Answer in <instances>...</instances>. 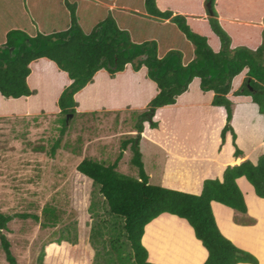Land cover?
Here are the masks:
<instances>
[{
    "label": "trees",
    "instance_id": "16d2710c",
    "mask_svg": "<svg viewBox=\"0 0 264 264\" xmlns=\"http://www.w3.org/2000/svg\"><path fill=\"white\" fill-rule=\"evenodd\" d=\"M23 1L27 16L19 15L13 22L6 17L0 18V36L5 32V40L0 41V100L39 93L38 88H32L29 82L31 64L41 58L54 61L61 71L67 73L71 83L61 90L57 98L58 88L47 99L42 98L40 102L46 106L35 115L28 116L37 119L42 114L58 115V128L63 136L70 127L71 116L123 112L80 109L81 98L77 95L95 82L98 72L106 71L115 78L128 68L135 72L145 69V76L158 88V93L146 108L131 110L139 112L140 119L136 124L139 134L122 142V151L114 161L87 155L76 166L80 173L92 179L103 196L102 202L113 219L112 229L117 230L110 241V248L105 252L98 249L95 264H156L149 260V251L142 239L146 225L164 212L186 219L194 228L196 237L209 252L204 264H259L255 254L237 246L221 231L212 201L221 202L241 213L242 217L237 216V222H241L245 215L248 219L245 224H254L255 218L248 214L238 178L245 176L254 186L255 193L264 198V153L256 163L245 159L240 164L228 165L222 180L205 179L202 192L195 194L150 183L142 161L140 133L144 131L145 121H149L152 128L158 127V122L153 119L156 110L175 104L194 79L199 78L202 91L214 92L212 105L226 108L223 143L227 133L231 132L234 155L243 154L232 125L235 102L229 93L234 78L246 69L248 75L234 95L251 97L258 104L260 113L264 114V27L256 32L254 26L238 22H257L264 10V0H143L144 10L131 8L130 0ZM54 1L60 6L64 18L65 12L69 13L70 21H63L67 27L62 30L44 32L43 14L50 6L49 2L52 4ZM94 7L104 18L87 32L80 20L87 17L84 12L88 8ZM140 22H148L150 26H143ZM28 27L31 28L29 31L26 30ZM11 104L12 108L15 104ZM11 108L0 105V118L28 117L11 112ZM61 138L53 141L50 150L45 145L34 148L55 157L62 146ZM128 147L133 152L130 162L137 168L136 175L124 173L119 168ZM73 151L81 154L80 150ZM93 204L90 210L94 209ZM62 215L63 210L59 206L48 203L42 209V216L37 213H16L15 216H31L43 228H48L61 223ZM13 217L0 211V244L9 264H17L11 241L5 233ZM110 219L101 220L102 225L96 224L100 227L93 225L94 238L95 233L104 235L100 228ZM63 239L76 242V239H67L65 234H61L58 241ZM60 251L67 255V245H50L49 264H52V256ZM38 258L39 264H43L44 253L41 252Z\"/></svg>",
    "mask_w": 264,
    "mask_h": 264
},
{
    "label": "crops",
    "instance_id": "0c3cea01",
    "mask_svg": "<svg viewBox=\"0 0 264 264\" xmlns=\"http://www.w3.org/2000/svg\"><path fill=\"white\" fill-rule=\"evenodd\" d=\"M15 2L18 4L15 5ZM13 6L19 8L20 15L27 16L23 0H0V18L8 19V11ZM263 13L264 10L257 22L237 20L236 22L254 26L256 32L257 29L261 31L264 27ZM0 37V41L5 40L4 31ZM31 67L29 82L32 88H38L39 93L6 100L15 104L10 111H15L21 116L35 115L46 106L40 101L43 100L44 90L49 91L48 95L52 92L50 84L47 83V71H52L61 78L56 87L58 88L56 98L61 90L71 83L67 73L61 71L52 60L41 58L34 61ZM145 75V69L135 72L130 68L119 72L115 78H111L106 71L98 72L95 82L77 95L81 98L80 109L85 111L114 109L126 112L146 108L158 93V88ZM247 75L245 69L236 76L229 93V97L235 102L232 125L237 134V144L243 154L234 155L235 146L231 132L227 133L226 141L223 143L222 129L227 122L226 108L212 105L214 92L202 91L200 79L195 78L175 104L162 106L156 110L153 119L158 122V128H151L149 121L144 123V131L140 133V149L150 183L200 194L205 179L222 180L228 165L240 164L245 159L255 163L258 161L259 156L264 153V114L260 113L258 104L252 101L251 97L234 95ZM53 104L56 109L55 103ZM165 117L170 118L172 123H165ZM184 118L192 124L190 132H184L180 126ZM236 119L240 123L239 126L235 123ZM252 125L254 127L251 129ZM77 172L93 183L91 178L78 170ZM238 184L244 195L247 196L246 191L255 193L254 186L245 176L238 178ZM79 194L74 192L73 195ZM256 198L258 200L254 203L255 206L257 204L256 210L251 211V206L248 207V214L255 218L254 224L237 223L236 215L241 217L240 213L221 202L212 201V208L221 231L237 246L255 254L259 264H264V198ZM185 230L189 238L185 235ZM243 236L246 237V241ZM142 241L149 251V260L156 264H204L209 255L190 223L168 212L162 213L146 225Z\"/></svg>",
    "mask_w": 264,
    "mask_h": 264
},
{
    "label": "rangeland",
    "instance_id": "374dc122",
    "mask_svg": "<svg viewBox=\"0 0 264 264\" xmlns=\"http://www.w3.org/2000/svg\"><path fill=\"white\" fill-rule=\"evenodd\" d=\"M130 2L131 8L144 10L143 0H130ZM16 4L18 3L15 2ZM49 5L43 14L44 32L66 28V24L70 21L69 13L65 12L66 18H64V13L55 1L52 4L49 2ZM8 12V21L11 22L20 15L19 8L15 6ZM84 13L87 17L83 16L80 22L87 32L104 18L100 17L102 14L95 7L88 8ZM63 21L67 23L63 24ZM140 23L146 27L150 26L148 22ZM29 29L31 28L28 27L26 30ZM47 77L51 91L55 93L61 78L52 71H47ZM48 94L49 91L44 90L43 98L47 99L50 96ZM0 105L7 109L12 106L5 100H0ZM57 118L58 115L44 114L37 119L0 118V211L14 215L5 233L11 241L17 264H39L38 257L41 252L44 253L43 264H49L51 244H66L69 254L67 258L68 254L65 255L60 251L52 256V264H95L98 249L105 252L110 248L111 239L117 234V230L112 229L113 219L102 202L103 196L93 183L77 172L76 166L82 157L87 155L100 157L108 162L114 161L122 151V142L131 135L139 134L136 131V124L140 119L139 112L77 114L71 116L70 127L63 136L58 128ZM165 123L171 124L172 120L165 117ZM235 123L240 125L238 119ZM180 126L184 132H190L192 124L184 118ZM253 127L254 125L251 129ZM59 137H62V146L56 151L55 157L46 152H38L34 148L45 145L47 150H50L53 141ZM64 144L69 147H64ZM148 145L155 147L153 144L148 143ZM73 150H80L81 154ZM124 153L120 165L121 171L136 175L137 168L130 162L133 155L131 148L128 147ZM74 192H79V196L73 195ZM246 192H248L247 196L245 195L247 205L251 206V211H255L257 204L255 206L254 203L258 202L256 197L259 196L256 193ZM92 202L94 209L90 210ZM48 203L63 210L62 221L56 227L43 228L41 223L31 216H15L16 213H37L42 216V209ZM104 219H110L100 228L103 229L104 235L95 233L94 238L93 225L100 227L96 224ZM240 220L243 224L248 222L245 215ZM120 226L119 224V228ZM61 234H65L67 239H76V242L66 239L58 241ZM122 239L124 240L125 237ZM243 239L247 240L245 236ZM125 249L129 253L128 245ZM0 264H9L1 244Z\"/></svg>",
    "mask_w": 264,
    "mask_h": 264
},
{
    "label": "bare ground",
    "instance_id": "6f19581e",
    "mask_svg": "<svg viewBox=\"0 0 264 264\" xmlns=\"http://www.w3.org/2000/svg\"><path fill=\"white\" fill-rule=\"evenodd\" d=\"M185 232H186V230H185ZM185 235L187 236V238H189V236H188L187 232H186V234H185Z\"/></svg>",
    "mask_w": 264,
    "mask_h": 264
}]
</instances>
